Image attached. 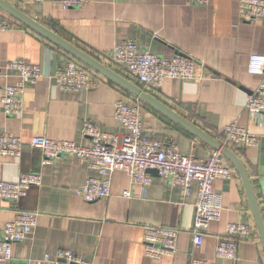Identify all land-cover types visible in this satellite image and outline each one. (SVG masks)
Instances as JSON below:
<instances>
[{"label": "crops", "instance_id": "obj_1", "mask_svg": "<svg viewBox=\"0 0 264 264\" xmlns=\"http://www.w3.org/2000/svg\"><path fill=\"white\" fill-rule=\"evenodd\" d=\"M5 1L140 87L112 62L116 43L129 39L138 48L164 57L185 54L193 59L196 79H166L160 87L145 91L219 141L223 128L234 120L258 137L254 146L230 148L248 170L264 219V114L253 116L245 108L248 95L264 80V75L247 72L249 55L264 54V16L242 19L238 0H208L204 5L188 0H90L84 7L65 10L51 0ZM0 18L15 21L2 9ZM54 56L56 65L72 57L24 24L0 30V61L24 58L43 70L24 93L21 115H5L0 101V131L25 141L44 135L82 143L83 121L90 120L103 131L126 134L114 118V104L122 99L139 102L148 137L175 141L179 151L200 158L210 153L208 144L92 68L99 82L96 86L84 92L61 90L52 73ZM15 81V76L0 73V92L6 83ZM226 163L234 176L212 183L221 194V216L210 222L199 248L193 249L195 188L182 196L157 175L141 188L130 184L125 171L116 169L110 196L85 202L77 193L90 174L85 161L63 156L44 163L36 148H26L17 157L0 156V181H15L22 173L41 177L40 185L31 186L16 204L0 197V227L13 219L16 210L37 214L32 234L14 243L12 259L0 264H52L43 261L44 254L54 257L60 248L81 254L91 264H188L191 254L207 264H264V249L242 181L227 158ZM124 190H130L131 197L122 196ZM227 222H243L251 228L250 236L239 241L233 261L215 256L217 238L225 234ZM144 225L179 229L175 254L147 258Z\"/></svg>", "mask_w": 264, "mask_h": 264}, {"label": "built area", "instance_id": "obj_2", "mask_svg": "<svg viewBox=\"0 0 264 264\" xmlns=\"http://www.w3.org/2000/svg\"><path fill=\"white\" fill-rule=\"evenodd\" d=\"M43 3L44 0H23ZM90 0H51L59 9L80 8ZM204 5L208 0H188ZM238 12L242 19L264 16V0H238ZM18 24L0 18V30H8ZM111 60L123 69L129 78L141 87L155 89L166 79H196L194 60L175 54L164 57L146 49L138 48L133 40H122L111 50ZM247 72L264 75V54L249 55ZM0 73L16 77L14 83H6L0 92L3 113L19 116L24 111V93L43 75L39 64L24 58L0 61ZM55 85L63 91L84 92L99 82L94 71L73 57H65L56 65L53 74ZM246 110L253 116L264 114V80L247 97ZM114 118L118 126L125 128L126 134L103 131L90 120L83 121L82 143L63 138L33 135L25 141L21 136L0 131V156H20L26 148L41 151L42 161L49 163L55 158L77 157L87 163L90 172L78 188V195L85 202H93L110 196L111 176L114 170L127 173L131 185L146 188L154 176L148 169H156L157 176L165 179L170 186L178 188L182 196H188L196 189L195 216L191 229L193 249L199 248L210 222L218 220L222 211L221 194L214 191L212 183L216 178L229 179L235 171L226 163V157L211 149L203 158L193 152L178 150L175 141L165 143L148 137L142 128V112L137 101L117 100L114 104ZM221 143L228 147L242 144L251 147L258 143V137L239 125L236 120L222 130ZM41 177L34 173H22L15 181H0V197L14 204L27 194L28 189L40 185ZM122 196L131 197L130 190ZM37 214L32 211L16 210L11 221L0 227V263L12 259V245L32 234L37 224ZM144 255L157 259L176 252L179 229L169 225H144L142 227ZM251 228L243 222H227L225 234L217 238L215 256L233 261L240 240L249 237ZM44 262L52 264H91L90 260L71 249L60 248L54 257L44 254ZM188 264H207L206 260L193 254Z\"/></svg>", "mask_w": 264, "mask_h": 264}, {"label": "water", "instance_id": "obj_3", "mask_svg": "<svg viewBox=\"0 0 264 264\" xmlns=\"http://www.w3.org/2000/svg\"><path fill=\"white\" fill-rule=\"evenodd\" d=\"M0 9L6 12L14 20L24 24L25 26L37 32L38 34H40L41 36L52 42L54 45H56L57 47H59L60 49H62L63 51H65L75 59H77L78 61L84 63L90 68L110 78L111 80L119 84L121 87H123L125 90H127L129 93H131L133 96L137 97L142 102L148 104L152 108L164 114L172 121L180 125L182 128L190 132L196 138L201 140L202 142L208 144L210 147H212V149L219 150L234 166L242 181L247 196V200L249 202V206L255 221V225L260 237V241L264 249V219L254 193L253 185L250 180V175L244 163L240 159V157L230 147L223 145L221 141L214 138L211 134H209L208 132H206L205 130H203L202 128H200L190 120L186 119L182 115L175 112L172 108H170L165 103L157 99L155 96L146 92L140 86L133 83L124 76L120 75L119 73L108 67L107 65H104L103 63L95 59L92 55L85 52L77 45L66 40L62 36L58 35L55 31H53L43 23L39 22L35 18L31 17L29 14L20 10L16 6L6 2L5 0H0ZM181 55L185 56V54H181ZM56 62H57V57L54 56L52 62L53 74L56 69ZM148 171L153 176L157 175L156 169L151 168L148 169Z\"/></svg>", "mask_w": 264, "mask_h": 264}, {"label": "trees", "instance_id": "obj_4", "mask_svg": "<svg viewBox=\"0 0 264 264\" xmlns=\"http://www.w3.org/2000/svg\"><path fill=\"white\" fill-rule=\"evenodd\" d=\"M16 21V20H15ZM18 24H22V23H19L18 21H16Z\"/></svg>", "mask_w": 264, "mask_h": 264}]
</instances>
